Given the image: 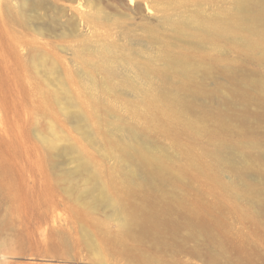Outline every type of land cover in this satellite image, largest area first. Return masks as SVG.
<instances>
[{
  "label": "rangeland",
  "instance_id": "rangeland-1",
  "mask_svg": "<svg viewBox=\"0 0 264 264\" xmlns=\"http://www.w3.org/2000/svg\"><path fill=\"white\" fill-rule=\"evenodd\" d=\"M149 5L146 21L155 27ZM75 7L86 11V0H42L28 14L0 5V264H264L259 36L233 29L223 46L204 51L170 36V52L203 65L197 83L156 60L148 100L111 98L101 107L73 50L127 42L118 31L79 25ZM118 116L149 135L152 151L159 148L166 183L137 189L125 182L119 147L109 143ZM223 143L244 156L239 172L223 157ZM84 161L87 173L78 171ZM99 183L121 215L102 204Z\"/></svg>",
  "mask_w": 264,
  "mask_h": 264
},
{
  "label": "bare ground",
  "instance_id": "bare-ground-1",
  "mask_svg": "<svg viewBox=\"0 0 264 264\" xmlns=\"http://www.w3.org/2000/svg\"><path fill=\"white\" fill-rule=\"evenodd\" d=\"M233 1L232 9L228 7V0H86V11L75 7L79 25L90 26V29L94 30L105 27L110 31H118L127 42L125 46L120 47L107 42H87L81 47L83 51H89V55L83 54L80 50H73L80 59V71L92 88L93 100L101 107L111 98L148 100L149 84L157 74L156 68L153 67L156 60H161L175 71L183 82L196 84L197 75L203 70V65L185 53L170 52L166 42L170 36L192 44L194 50L204 51L219 44L223 46L232 30L238 29L258 35L261 40L259 47H264V0ZM41 2L42 0H0V5L7 11L17 8L28 14L35 12L41 6ZM103 3H107L112 11L106 12L101 8ZM152 3L157 14L155 19L158 25L155 27L146 21L147 14L149 16L151 12L154 13L149 5ZM207 4L212 7L213 12L207 10ZM160 30L165 31L166 35H161ZM251 39L245 36L243 42L246 45H253ZM138 46L143 48L136 49ZM157 46L162 47L156 49ZM95 73L103 76L101 81L97 80ZM163 76L170 77L166 72ZM198 93V90L193 91L196 97ZM172 100L183 105L185 109L189 107L188 101L178 94H175ZM108 111L114 112L112 108ZM73 118L79 123L84 121L80 111H76ZM117 122L120 124L116 123L115 128H111L109 143L112 144L110 145L112 148H117L113 144L119 147L118 159L125 165L126 172L123 173L125 182L137 189L155 188L166 183L167 178L164 176L166 166L159 156V148L154 151L150 149L153 144L149 135L124 118L118 116ZM0 129L3 130L2 126ZM115 131L119 134L117 138H112V132ZM221 153L231 163V168L239 172L237 167L239 165L236 164L243 162L245 158L240 154L238 147L223 143ZM88 165L85 161L81 162L78 171L87 173ZM101 187L102 204L121 215L123 208L115 200L105 196V184L99 183L98 188ZM88 194H91V191ZM131 219V215H128V218L124 217L123 224L126 228H129Z\"/></svg>",
  "mask_w": 264,
  "mask_h": 264
}]
</instances>
